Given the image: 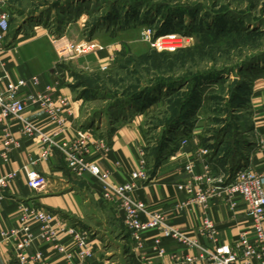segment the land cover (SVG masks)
Segmentation results:
<instances>
[{"label": "rangeland", "instance_id": "374dc122", "mask_svg": "<svg viewBox=\"0 0 264 264\" xmlns=\"http://www.w3.org/2000/svg\"><path fill=\"white\" fill-rule=\"evenodd\" d=\"M9 10L11 33L32 36L40 27L53 40L61 39L57 48L70 42L117 43L107 70L76 69L71 61L77 56L71 54L61 62L72 74L73 89L85 98L90 119L111 120L109 109L121 103L113 120L140 117L147 169L156 152L167 159L189 144L192 134L198 165L233 174L228 154L250 138L253 81L262 79L264 88V0H12ZM143 30L152 37L176 34L191 40L174 51H158L142 39ZM160 82L164 85L156 87ZM179 116L181 121L168 128ZM129 262V256L111 259V264Z\"/></svg>", "mask_w": 264, "mask_h": 264}, {"label": "crops", "instance_id": "0c3cea01", "mask_svg": "<svg viewBox=\"0 0 264 264\" xmlns=\"http://www.w3.org/2000/svg\"><path fill=\"white\" fill-rule=\"evenodd\" d=\"M33 30L35 32L32 36H26L22 30L11 33L9 29L3 48L0 49V74L6 71L12 80L25 79L27 85L22 88V96L38 93L47 86L56 87L67 96L71 108V114L67 117V137H72L78 130L89 126L93 128L94 137L106 140L108 149L104 155L92 154L90 160L101 171L109 172L115 184L129 181L131 173L141 170L140 150H143L145 159L147 155L145 129L140 117L120 115L113 121L105 116L90 119L85 98L73 89L72 74L61 62L64 59L58 53V42L43 28L36 27ZM117 51V43L111 40L99 44L95 51L77 57L71 64L84 72L98 70L110 56L115 57ZM34 77L38 79L37 85L30 83ZM261 83L263 80L259 79L252 84L250 101L254 110L253 123L248 143L242 148V157L238 159L260 173L264 172V148L257 146L259 139L264 140V88ZM25 116L43 130H53L42 110L27 105ZM2 128L0 125V133ZM12 132L20 141L21 147L10 153L7 164L0 161V171H15L17 174L8 187L0 191V234L9 233L19 226L17 218L20 206L27 205L43 208L59 215L67 224L87 231L92 237L93 255L86 264H111V259L116 255L121 261L129 256V264H178L173 259L174 256H198L196 249L188 250L175 241L164 239L155 231L143 233L142 246L135 250L123 224L122 214L115 204L101 200L100 188L90 176L77 178L72 175L57 151L47 161L40 160L32 165L30 162L36 160L41 152L40 140L22 138L16 126H12ZM189 136V144L179 147L169 158L161 160L155 168L154 177L150 178L151 170L145 167L147 178L136 180L137 188L133 197L144 203L150 212L159 214L170 226L180 229L204 248L213 250L222 245L232 248L241 233H246L248 240L252 241V220L246 216L243 201L237 200L231 206L223 198H213L205 208L199 204L184 205L189 195L178 190L177 184L183 180V165L193 156L192 149L197 143L192 134ZM195 169L200 172V165H196ZM30 170L45 178L40 188L32 190L27 186L25 172ZM205 218L212 220L215 225L216 235L213 239L199 232ZM33 231H37L36 226ZM156 240L160 241L159 245L164 249L163 256L156 252ZM10 243H6L0 236V264H5L12 258ZM118 249L122 251L121 255L115 253ZM36 251L44 255L48 264H65L63 257L51 252L44 243L35 241L29 253ZM190 264H207V261L196 259Z\"/></svg>", "mask_w": 264, "mask_h": 264}, {"label": "built area", "instance_id": "2783aa9c", "mask_svg": "<svg viewBox=\"0 0 264 264\" xmlns=\"http://www.w3.org/2000/svg\"><path fill=\"white\" fill-rule=\"evenodd\" d=\"M11 0H0V49L10 27L11 12L8 6ZM141 37L152 44L158 51H174L187 46L189 37L176 34L161 35L153 38L149 30L141 31ZM57 42L56 40H54ZM61 39L58 40V42ZM60 45V44H58ZM99 47L86 41L79 44L68 43L58 48L61 58L79 57L95 51ZM115 57H109L100 70H107ZM32 85L38 84L36 77L30 80ZM27 85L23 78L12 80L8 73L0 74V161L7 164L10 153L21 147L20 141L12 132V126L18 128L23 138H37L41 142V152L38 158L30 163L47 161L57 151L62 156L67 170L77 178L90 176L100 188V198L115 204L122 214L123 224L131 237L133 247L139 250L142 246L143 233L155 231L164 239L175 241L186 249H196L199 254L194 256H174L178 264H190L196 259L207 261V264H264V172H256L249 165L239 162L231 176L223 173H213L209 165L201 164V171L196 172L198 165L196 157H189L183 165L185 172L183 180L177 184V189L189 195L184 205L199 204L205 208L213 198H223L231 206L241 200L245 203L246 216L252 220L253 240H248L246 233H241L234 247L218 246L211 250L200 246L196 240L186 235L180 229L170 226L159 214L150 212L146 205L133 197L136 190V180H146L145 154H141V170L131 173L130 180L115 184L109 172H104L90 160L92 154L104 155L108 149L107 141L94 137L93 128L78 130L72 137H67L68 119L71 114L69 99L56 87H45L38 93L22 96V88ZM30 105L42 110L53 130L47 132L25 116L26 106ZM187 143V142H186ZM185 144V143H184ZM257 146L264 148V140L259 139ZM27 186L34 190L44 184L45 178L34 170L26 171ZM15 171H0V191L6 189L16 178ZM19 226L9 233L2 232L1 239L11 242L12 258L5 264H48L44 255L36 251L29 253L35 241L44 243L51 252L60 254L65 264H86L92 254V237L77 227L67 224L61 217L43 208L21 205L18 214ZM37 231H33V227ZM201 234L209 238L215 237V225L205 218L199 229ZM11 240V241H10ZM156 240V252L159 256L165 254L163 247Z\"/></svg>", "mask_w": 264, "mask_h": 264}, {"label": "trees", "instance_id": "16d2710c", "mask_svg": "<svg viewBox=\"0 0 264 264\" xmlns=\"http://www.w3.org/2000/svg\"><path fill=\"white\" fill-rule=\"evenodd\" d=\"M208 26V25H207ZM208 29H211V26H208L207 27ZM17 33V32H16ZM160 36V34L158 33V34H156V35H154L153 37H157V36ZM242 69L243 68H241V69H239L240 71H242ZM185 83H187V82H185ZM185 83L183 82V83H179L178 85L181 87V86H184L185 85ZM156 85V87H162L163 85H164V83H162V82H160V83H156L155 84ZM74 87V86H73ZM81 97H83V95H81V94H79ZM122 105H123V103H121L120 104V106H117V107H112V108H110L109 109V111H108V113H107V115L109 116V118H111V120H113L114 118V116H116L117 115V112H116V110H114V109H119V107H122ZM122 109V108H121ZM116 112V113H115ZM121 112V111H120ZM119 112V113H120ZM181 119L182 118H180V116L179 117H177L175 120H173V122L170 124V126H168V128H170L171 126H173V125H175L178 121H181ZM243 141H241L240 143H238L237 145H236V147H235V150L234 151H232V153H230V154H228L231 158H230V161L228 162V164H229V168H230V170L231 171H233L234 170V167L236 166V164H238L239 163V158H241L242 157V152H241V149H242V145H243V143H242ZM156 155V158H155V160H154V163H153V165H152V169H149V170H151V174H150V178H152V177H154V175H155V168L159 165V163L161 162V155H158V152H156L155 153Z\"/></svg>", "mask_w": 264, "mask_h": 264}, {"label": "water", "instance_id": "95a60500", "mask_svg": "<svg viewBox=\"0 0 264 264\" xmlns=\"http://www.w3.org/2000/svg\"><path fill=\"white\" fill-rule=\"evenodd\" d=\"M236 81H237V79L235 78V79L230 83V93L233 92L234 87H235L234 85H235Z\"/></svg>", "mask_w": 264, "mask_h": 264}, {"label": "bare ground", "instance_id": "6f19581e", "mask_svg": "<svg viewBox=\"0 0 264 264\" xmlns=\"http://www.w3.org/2000/svg\"><path fill=\"white\" fill-rule=\"evenodd\" d=\"M81 11V10H80Z\"/></svg>", "mask_w": 264, "mask_h": 264}]
</instances>
